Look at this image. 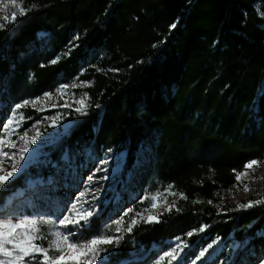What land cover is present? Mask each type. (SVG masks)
I'll list each match as a JSON object with an SVG mask.
<instances>
[{
  "label": "trees",
  "instance_id": "trees-1",
  "mask_svg": "<svg viewBox=\"0 0 264 264\" xmlns=\"http://www.w3.org/2000/svg\"><path fill=\"white\" fill-rule=\"evenodd\" d=\"M21 4L35 7L0 31V93L14 107L75 82L89 107L87 115L77 105L67 110L71 125L45 145L41 163L0 189V204L33 177L82 164L87 153L126 151L122 178L84 228L101 233L115 195L130 193L122 200L132 209L122 217L123 239L102 246L111 264L131 260L138 243L161 252L173 236L188 245L183 264L217 236L236 246L231 264H257L264 203L237 205L264 199V189L239 203L224 199L239 187L236 172L264 161V0H15L14 11ZM70 46L71 56L49 63ZM136 172L144 174L139 181ZM150 173L152 194L161 193L159 204L168 207L158 223L136 216L128 232ZM201 226L204 232L187 236Z\"/></svg>",
  "mask_w": 264,
  "mask_h": 264
},
{
  "label": "rangeland",
  "instance_id": "rangeland-1",
  "mask_svg": "<svg viewBox=\"0 0 264 264\" xmlns=\"http://www.w3.org/2000/svg\"><path fill=\"white\" fill-rule=\"evenodd\" d=\"M15 9L16 6L13 5V0H0V19L7 15H11ZM65 85H68V87L64 89L63 92L60 91L62 87L60 86L53 93H47L51 94L50 98L46 94H43L35 98L27 99L30 101L38 100L39 102L35 105V107L30 104L29 106L18 110L17 115L19 116V113H22L25 119L22 122L14 123L13 125V127L16 129V132L11 136V140L16 143V148L11 149L10 151L18 153L19 149L24 143L19 139V136L24 132L28 133L29 138L35 136L37 132L40 133L39 137L36 139V142L31 144L28 148V152L31 151L34 155V158L28 162L27 167L19 175L26 173L31 164L41 163V161H43L42 157H44L45 145L58 138V136L64 130H66L68 126L71 125V122L66 120L68 115L67 110L73 108L76 105L74 101L78 100V97L76 96L74 88L77 87L78 84L75 82H69ZM0 96V129H2L6 120L12 116L15 106H10V104L6 101L4 94L0 93ZM66 101L69 103L70 107H63ZM20 103H22V101ZM26 108L28 111L25 110ZM57 115H61V119L57 121L55 127L50 126L52 121L50 119H45V117H55ZM5 151H9V149L6 148ZM72 152L74 153L75 151L72 150ZM125 153V151L120 150H112L110 152L108 151L102 156L87 153L82 164H72L71 167L70 164H66L64 165L66 167H63L64 171H55L53 175L46 177L47 181L42 177H33V179L28 181L26 187L20 188L16 191V194L12 196H7L4 202L0 204V218H11L14 221L19 219H35L37 221L36 225H29V228L32 230L34 235L43 236L44 239H37L34 242L41 244L46 248L48 247L49 242L55 239L54 233L58 230L75 231L76 235L73 236L74 240H84L88 237L94 236L87 235L86 231L84 230L85 227H81L79 230L71 226L68 229H61L56 225L55 222L65 213L66 209L71 203L76 202V198L81 192H86V195L78 203V206L83 204V207L88 208L91 205L95 207V213L98 212L99 206L105 202L107 191L114 187L122 178L124 170L123 166L125 164V161L123 160H126ZM74 154L72 156H74ZM16 156L18 159L19 154ZM64 159L65 163H69V155L66 154ZM105 159H107L108 162L101 165L100 161ZM48 161H46V163H48ZM5 167L9 168L8 165H5ZM97 168H106L108 170L107 173H104L103 171L97 172V179L105 174L109 176V179L107 181L99 180L98 183L93 182L86 189L87 177L91 175ZM136 173L137 175H134V178L138 179L139 181V179H141V175L144 176V174H142V172ZM262 177H264V161L258 167H255L254 173L247 177H242V180L248 183V186L251 190L248 192L243 191V185L240 184L238 189L232 191L228 196L225 197V202L239 203L240 201L245 200L253 195L256 190L264 189V179H261ZM144 178L145 179L142 185L144 186L142 188L143 190L137 196V199L140 198L139 200L144 203V206H142L140 211L141 216L144 218V220L149 216H157L159 218L158 213L161 214V211L166 209L168 205L166 206L165 204H159L158 197L155 201L157 207L154 209L150 207L151 203L153 202L151 197L154 195L151 192V187H154L156 180L152 173L147 174V176ZM100 185H103V189L99 193H96L95 189ZM94 195L98 196L99 199H95ZM130 196V193H124V191H120L115 195L112 206L114 208H112L114 213H112L110 221L104 224L102 228V231L105 235L120 237L123 224L117 225L115 222L121 220L124 212L131 207V205L122 203ZM133 196H135V194H133ZM145 197L149 198L145 199ZM85 201H87V203H85ZM146 208L149 210L145 211ZM141 216H138L137 218L142 219ZM118 227L120 228L119 232L116 231ZM35 229H39V232H36ZM175 238L177 237H168L166 238L165 242H167L169 239ZM173 241L174 243H170L172 245L167 244L168 247L161 252L154 248L158 246L157 244L151 245L149 249H145L143 244H136L132 250V263L140 262L141 264H169V258L165 257L164 253L170 251L176 246L177 243L183 244L185 242L183 239L178 242L175 240ZM209 244H213V247L208 249V252L203 258L196 260L195 264H204L206 261H209L210 264H221V262H223V264H231L230 256L233 259L236 253V246L230 241L225 243L219 236L215 237L207 244L200 246L196 253L189 257L185 264H192V261L195 260L199 251L207 247ZM220 249L224 251L222 253H225V256L227 255L226 259H223L222 254L219 255ZM154 253L156 254L154 255ZM183 256L184 253L182 251L180 252L177 260L171 261V264H183ZM131 260L124 261L121 264H132L129 262ZM262 260H264V257L260 258L257 264H260ZM32 264H35V261H33ZM95 264H111L109 262V256L107 253L102 252L100 254V259L96 260Z\"/></svg>",
  "mask_w": 264,
  "mask_h": 264
},
{
  "label": "snow or ice",
  "instance_id": "snow-or-ice-1",
  "mask_svg": "<svg viewBox=\"0 0 264 264\" xmlns=\"http://www.w3.org/2000/svg\"><path fill=\"white\" fill-rule=\"evenodd\" d=\"M13 5L15 6V0H13ZM34 7L35 5H31L26 9L21 4L18 12L13 11L10 18L8 16L4 17V23H0V31L6 30L8 23L14 24L16 22L17 15L23 17L27 15V12L31 11ZM260 15L264 16V12H261ZM175 27V23L170 25V29H174ZM74 39H79V37L77 36ZM72 51L73 48L70 46L66 52L58 54L49 63H59V61L64 57L71 56ZM43 66L44 65H42V67ZM84 83L87 86V82ZM67 87L68 85H63L60 91L63 92V90ZM46 95L49 96V98L51 96V94ZM86 98L87 93H84L79 100L74 101V103L77 105L75 111L81 115H87L86 109L89 107V105L85 102ZM38 102V100L30 101L25 99L22 101V103L16 104L12 116L6 120L2 129H0V189H3V187L8 184L18 173L20 165L18 161H16V155L19 154L20 160H24V154L28 151L29 146L34 144L40 135V133L37 132L35 136L29 138L28 133L24 132L19 136V139L24 143L19 149L18 153L10 151L11 149L16 148V143L11 140V136L16 132V129L13 127V125L14 123L22 122L25 119L22 113H19V116L17 115L18 110L25 108L30 104L35 107ZM63 107H70V105L66 101ZM45 119H50L52 121L50 126L55 127L57 121L61 119V115H57L55 117H45ZM6 148L9 149V151H5ZM110 151L111 149H109V152ZM107 162V159H105L100 161V164L103 165ZM261 163L262 161L259 160H251L243 166L244 170L242 172L235 173L237 184L243 185V191L248 192L251 189L249 188L248 183L242 180V177H247L254 173L255 167H258ZM5 165H8L10 170L9 168H6ZM101 171L107 173L108 170L106 168H97L91 175L87 177L86 189L93 182L98 183L99 180L107 181L109 179L107 174L100 176L97 179L96 173ZM261 179H264V177ZM102 189L103 185H100L95 189V192L99 193ZM166 191H168L171 195H177V193L171 191V186H169ZM85 195L86 192H81L76 198V202L71 203L66 209L65 213L60 218H58L55 223L59 228L68 229L71 226L79 230V228L85 227L91 222V218L95 215V207L90 205L88 208H85L83 207V204L78 206V203ZM161 195L162 194L158 192L151 197L153 202L151 203L150 207L152 209L157 207L155 201ZM179 196L181 199L187 198L183 193H179ZM94 198L99 199V197L95 195ZM148 198L149 197H145V199ZM85 203H87V201H85ZM196 203H199V201H196ZM208 203H212V201H208ZM261 203H264V199H257L255 201L250 200L247 203L237 205V208H250ZM171 207L172 206L168 208L169 211L171 210ZM148 210L149 209L147 208L145 209V211ZM131 211L132 209H128L124 215H128V213ZM136 216H141V213L137 212L136 215L132 217L130 223L127 224L126 231L131 232L132 228L138 223ZM141 218L143 219L142 216ZM145 222L158 223L159 219L157 216H149L145 219ZM36 223L37 221L35 219H19L14 221L11 218H0V264H32L33 261H35V264H95V261L100 259V254L108 250L106 247L102 246L114 245L118 247L120 240L123 239V237L105 235L102 231L101 233L88 237L84 240H74L73 236L76 235L75 231L58 230L54 233L55 239L50 241L48 247L46 248L43 245L34 242L37 239H44L43 236L34 235L32 230L29 228V225L35 226ZM115 223L117 225L122 224L123 218H121L119 221H116ZM206 227L207 226H201L198 229L189 231L187 236L190 237L196 232H204ZM35 231L39 232V229H35ZM116 231L119 232L120 228L118 227ZM176 240L179 241L180 238L177 237ZM185 247H188L187 243H177L176 246L170 251L164 253V256L169 258V264H171V261L177 260L180 252H182ZM212 247L213 244H209L207 247L201 249L195 260L192 261V264H195L196 260L203 258L208 252V249ZM221 264H223V262H221ZM260 264H264V260H262Z\"/></svg>",
  "mask_w": 264,
  "mask_h": 264
},
{
  "label": "bare ground",
  "instance_id": "bare-ground-1",
  "mask_svg": "<svg viewBox=\"0 0 264 264\" xmlns=\"http://www.w3.org/2000/svg\"><path fill=\"white\" fill-rule=\"evenodd\" d=\"M126 152V151H125ZM122 153V152H121ZM25 159L24 160H20V158H16V160L18 161V163H19V165H20V168H19V170H18V173L14 176V178L15 177H17L26 167H27V164H28V162L30 161V160H32L33 158H34V155H33V153L31 152V151H27L25 154ZM17 157V156H16ZM124 157V156H123ZM123 161H125V160H123ZM123 164H124V162H123ZM123 166V165H122ZM121 166V167H122ZM9 170H10V168H9ZM121 171V170H120ZM117 175V174H116ZM116 177V176H115ZM13 178V179H14ZM114 202V201H113ZM159 219V218H158ZM153 223H156V222H153ZM175 241L176 242H178L176 239H175ZM171 242H173L174 243V241H171ZM170 245H172V244H170Z\"/></svg>",
  "mask_w": 264,
  "mask_h": 264
}]
</instances>
